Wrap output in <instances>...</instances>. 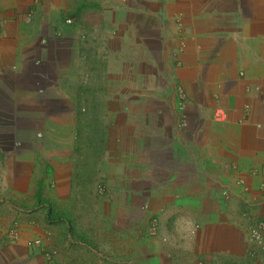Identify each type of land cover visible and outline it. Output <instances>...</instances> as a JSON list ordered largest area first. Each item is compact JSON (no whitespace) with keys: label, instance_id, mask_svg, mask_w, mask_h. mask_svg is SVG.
<instances>
[{"label":"crops","instance_id":"1","mask_svg":"<svg viewBox=\"0 0 264 264\" xmlns=\"http://www.w3.org/2000/svg\"><path fill=\"white\" fill-rule=\"evenodd\" d=\"M0 80L42 124L0 159V218L57 264H264V0H0ZM99 146L132 169L90 228L76 164ZM159 153L181 168L158 183Z\"/></svg>","mask_w":264,"mask_h":264},{"label":"rangeland","instance_id":"2","mask_svg":"<svg viewBox=\"0 0 264 264\" xmlns=\"http://www.w3.org/2000/svg\"><path fill=\"white\" fill-rule=\"evenodd\" d=\"M8 88L7 92L6 89ZM19 94V93H18ZM14 95L12 88L10 87V83H4L0 80V159L1 157L5 156V153L15 151V149L23 147L20 145L26 139H33L31 135L34 130H38V127L42 124H38V115L33 112L29 111L30 109H26L25 107L20 106L21 100H14L11 97ZM112 103V105H114ZM100 104L96 105L99 106ZM79 117V115H78ZM84 118L83 116H80ZM88 117V116H86ZM93 120L94 118H98V116H90ZM33 124V125H32ZM26 126V130L22 129V126ZM32 125V126H30ZM29 129V130H28ZM98 138V133H96ZM99 140H96V143ZM19 144L16 148L14 145ZM27 147V146H26ZM117 146L105 148V147H94L95 156H100L103 159L105 154V150H108V158L110 161L107 162H92V163H83L80 162L76 164V166H80L81 173H79L78 180L87 181L86 186L87 190H89L88 184L92 183L91 193L89 194H81V199L87 205L91 207V212H86V217L88 219L89 227L93 228V226L97 224V208L100 207L101 204L104 202H110L111 204L120 203V192L117 193V190L114 186L116 185V180L118 179L119 174L123 171V168H129L126 170L132 169V163H116L112 159L116 156ZM24 149V148H23ZM27 149V148H26ZM35 151V148L31 147ZM125 151L127 149L131 152L132 147H124ZM19 150V149H18ZM36 155V153H35ZM157 161L154 164V171L157 175V182H162L164 179V169L165 168H176L180 169L181 164L175 162L174 160L169 161L167 157L163 153L157 154L156 157ZM89 178H92L89 180ZM126 183L130 184V181H125ZM109 183V185H108ZM5 193V191H4ZM6 194V193H5ZM1 196V194H0ZM5 197V195H4ZM127 197V196H126ZM3 205V202L0 201V206ZM27 214L31 215L32 211H27ZM85 214V212H82ZM160 213L155 211L154 213L146 216V229L145 235L155 237L157 236L158 229H159V221H160ZM0 214L4 215L3 210H0ZM51 215L48 216V219H53L54 213L50 212ZM102 215L104 212L101 213ZM137 214V213H136ZM99 218H100V214ZM7 218H0V230L2 228L5 229V232L0 235V264H57L56 261V251L54 248H49L50 251L55 253L54 261H50L47 259L41 251L35 249V253H32L31 256H42L41 260L35 261L30 260L26 256L27 247L25 246V239L22 238L21 233L18 232V238H12L10 236V230L12 227H6ZM14 229V228H13ZM27 238H34V237H27ZM20 239V240H19ZM23 239V240H21ZM19 240V241H18ZM12 241V242H11ZM17 241V242H16ZM40 252V253H39ZM28 254V252H27ZM29 255V254H28Z\"/></svg>","mask_w":264,"mask_h":264},{"label":"built area","instance_id":"3","mask_svg":"<svg viewBox=\"0 0 264 264\" xmlns=\"http://www.w3.org/2000/svg\"><path fill=\"white\" fill-rule=\"evenodd\" d=\"M66 23H70V20H66ZM214 118L217 120L222 119L224 118V114L221 111H216L214 113ZM257 172L260 175L264 176V163L258 167ZM238 183L243 186L244 190H247V188L243 185L242 181H239ZM261 187L264 188V184H262ZM246 235H247L246 238L248 242L252 243L254 246H256L259 249V252L257 254H255L254 252L248 251L247 252L248 255L253 258L257 257L258 260L260 259V261L264 262V220H261V221L259 220L255 224L248 226L246 230ZM10 236L12 238L19 237L18 232L16 231L15 228L14 229L12 228L10 230ZM25 246L28 249H30L31 252H33V250L35 249H38L39 251H41L43 256H45L50 261H54L55 259V256H54L55 253L53 251H50L49 249H45L43 247V243L40 238H26ZM195 264H209V263L200 257L196 259Z\"/></svg>","mask_w":264,"mask_h":264}]
</instances>
